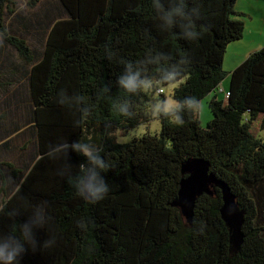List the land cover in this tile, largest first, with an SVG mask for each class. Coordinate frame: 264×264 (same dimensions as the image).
Here are the masks:
<instances>
[{"label":"trees","instance_id":"trees-1","mask_svg":"<svg viewBox=\"0 0 264 264\" xmlns=\"http://www.w3.org/2000/svg\"><path fill=\"white\" fill-rule=\"evenodd\" d=\"M193 5L201 12V39L194 43L163 31L151 0H49L32 15L14 0H0V138L20 129L4 123L11 116L31 122L34 137L25 143L28 165L0 163V204L12 208L46 200L53 217L48 232L56 237L53 248L29 251L22 264H264V140L258 135L264 130V48L226 72L223 59L243 36V15L234 11V0H193ZM149 47L173 59L182 52L191 57L188 79L172 97L208 99L207 125L186 112L182 126L160 118V133L117 143L115 133L156 119L147 105L165 99L157 92L156 98L134 99L130 120L113 116L105 98L85 127H74L76 114L56 103L57 93L96 101L98 90L114 85L122 71L109 53L136 60ZM85 135L102 144L112 167L105 174L109 194L97 205L74 196L56 175L60 162L45 156L49 143ZM189 159L206 162L244 213L239 250L230 249L218 188L196 200L191 225L172 206L181 166ZM82 162L74 154L69 159L73 167ZM26 218L17 217V223ZM82 221L90 222L86 229L78 226ZM36 237L40 243L48 239L44 231Z\"/></svg>","mask_w":264,"mask_h":264},{"label":"clouds","instance_id":"clouds-1","mask_svg":"<svg viewBox=\"0 0 264 264\" xmlns=\"http://www.w3.org/2000/svg\"><path fill=\"white\" fill-rule=\"evenodd\" d=\"M152 7L160 21V27L177 40L197 42L201 39V12L193 0H151ZM110 60L122 66V71L115 79L100 88L96 101L84 95L69 94L61 90L57 93L56 103L61 107L73 111L76 116L72 123L74 127L83 128L94 117L97 101L107 98L110 101V112L122 120H130L135 115L134 99L140 97H155L157 92L168 91L185 83L188 72L193 63L187 53L179 54L173 59L165 52L155 48H147L143 55L136 60L117 58L109 53ZM115 87L116 93L112 94ZM147 111L156 119H166L176 126L184 124V114H205L207 109L203 101L195 96H186L181 100L158 98L150 101ZM83 158V162L73 167L69 163L72 155ZM47 159L60 162L56 175L63 180L68 189L87 204L97 205L103 202L109 194L110 185L105 180V174L111 167L102 144L92 135H85L72 140H57L49 143L45 153ZM74 169H77L74 171ZM15 191H22V183ZM23 208H27L25 213ZM48 202L38 204L25 203L22 207L8 208L7 204H0V220L6 221L0 226V264H22L24 256L29 252L50 250L56 244V237L49 234L52 222ZM24 215L26 220L17 223V217ZM88 221H82L81 229L88 227ZM37 231H44L48 239L40 243Z\"/></svg>","mask_w":264,"mask_h":264},{"label":"crops","instance_id":"crops-1","mask_svg":"<svg viewBox=\"0 0 264 264\" xmlns=\"http://www.w3.org/2000/svg\"><path fill=\"white\" fill-rule=\"evenodd\" d=\"M234 11L243 15L242 21L244 24V31L241 40L227 47L223 59V68L226 72H231L252 53L264 48V0H234ZM223 87L225 91H227L228 84H225ZM4 123H18L20 129L0 138V163L24 168L29 164L28 158L30 156V149L25 146V143L29 139V141H34V137L30 135L32 123H27L17 116H11L5 119ZM22 134H24V136L19 137ZM21 138H26V140ZM9 141L10 143H8ZM32 164L33 162L31 165ZM3 170L7 174H10L9 169L4 168ZM7 180L4 181L6 183V188L8 187ZM1 197L2 196H0V200Z\"/></svg>","mask_w":264,"mask_h":264},{"label":"water","instance_id":"water-1","mask_svg":"<svg viewBox=\"0 0 264 264\" xmlns=\"http://www.w3.org/2000/svg\"><path fill=\"white\" fill-rule=\"evenodd\" d=\"M183 178L179 183L177 199L172 206L179 209L186 223L191 225L196 200L207 195L213 196L214 188L221 192L222 206L219 210L222 221L229 233V245L233 251L239 250L243 235L244 213L240 211L235 197L228 188L210 174L209 165L201 159H189L181 166Z\"/></svg>","mask_w":264,"mask_h":264},{"label":"rangeland","instance_id":"rangeland-1","mask_svg":"<svg viewBox=\"0 0 264 264\" xmlns=\"http://www.w3.org/2000/svg\"><path fill=\"white\" fill-rule=\"evenodd\" d=\"M17 7H20V11H25L26 14H34L37 11L41 9H44L45 5L49 4V0H39L34 7H30L29 3L30 1L33 0H14ZM172 90L173 89H169L168 91H164V97L165 99H171L172 98ZM156 98V97H155ZM206 105V103L208 102V99H205L203 101ZM206 113L205 114H200L198 115V119L200 121V124L202 127H205L207 125V123L210 121L211 114L209 112L208 106L206 105ZM153 115V114H152ZM154 117V116H153ZM255 127H257L259 129L258 124L255 125ZM161 130V126H160V122L158 119H153L151 120L148 124L146 125H140L139 127L135 128V129H131V130H127V131H120L115 133V140L117 143H127L130 142L133 138H139L142 137L143 135H145L146 133H150V134H158L160 133ZM258 135L261 139L264 140V130L262 131H258Z\"/></svg>","mask_w":264,"mask_h":264},{"label":"built area","instance_id":"built-area-1","mask_svg":"<svg viewBox=\"0 0 264 264\" xmlns=\"http://www.w3.org/2000/svg\"><path fill=\"white\" fill-rule=\"evenodd\" d=\"M159 93H161V92H159Z\"/></svg>","mask_w":264,"mask_h":264}]
</instances>
